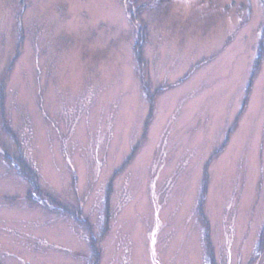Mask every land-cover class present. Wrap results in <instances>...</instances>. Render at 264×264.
<instances>
[{
  "label": "rangeland",
  "instance_id": "374dc122",
  "mask_svg": "<svg viewBox=\"0 0 264 264\" xmlns=\"http://www.w3.org/2000/svg\"><path fill=\"white\" fill-rule=\"evenodd\" d=\"M0 146V264H264V0H0Z\"/></svg>",
  "mask_w": 264,
  "mask_h": 264
},
{
  "label": "trees",
  "instance_id": "16d2710c",
  "mask_svg": "<svg viewBox=\"0 0 264 264\" xmlns=\"http://www.w3.org/2000/svg\"><path fill=\"white\" fill-rule=\"evenodd\" d=\"M172 0H154V2H155V5L157 6V7H161V6H164V5H166V4H168V3H170ZM139 2H141V1H139ZM139 2H135V6L134 7H136V9L138 10V12L139 13H141V12H144V11H146V9H151V8H153L152 7V5H150V4H148V3H146V2H142V3H140L139 4ZM1 147V146H0ZM0 149H2V148H0ZM4 149V148H3ZM4 153L6 154V157H5V159L6 160H8V161H10V162H12L13 161V159H16L17 157H14V156H12V154L10 153V150H6V151H4ZM11 158V159H10ZM12 160V161H11ZM14 164L16 165V167H17V169L19 170V171H21V167H20V165L21 164H24V162L22 161V159H18L17 158V160H15V162H14ZM16 169V168H15ZM16 169V170H17ZM34 179V178H33ZM33 179L32 180H29V182H30V184H32L33 185V187H34V190H35V193H37V194H39L40 196H41V199L40 200H42V202L43 203H45V202H47V200L46 201H43L44 200V198H46V199H48V202L49 203H51L52 205H53V203H55L53 200H55L53 197H51V196H48L47 195V193L42 189V188H40L39 187V185H38V183H37V181H36V179L33 181ZM29 199H31L30 201H32V194H29ZM60 211V210H59ZM68 210H66V211H64V210H61L60 212H62V213H66ZM67 213H72V212H67ZM74 216H76V214H73Z\"/></svg>",
  "mask_w": 264,
  "mask_h": 264
}]
</instances>
